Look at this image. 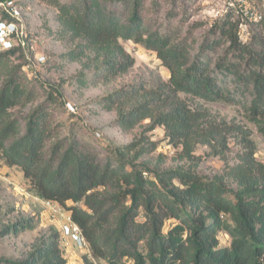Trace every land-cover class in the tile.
Returning a JSON list of instances; mask_svg holds the SVG:
<instances>
[{
  "label": "trees",
  "instance_id": "16d2710c",
  "mask_svg": "<svg viewBox=\"0 0 264 264\" xmlns=\"http://www.w3.org/2000/svg\"><path fill=\"white\" fill-rule=\"evenodd\" d=\"M147 1L49 0L57 10L61 38L75 44L63 57L86 58L83 67L90 73L81 72L78 79L98 83L134 66L135 58L122 40L143 44L169 70L168 81L152 89L141 83L121 87L100 104L118 110L116 123L124 130L146 119L151 129L163 126L169 140L182 145L190 159L197 158L199 144L224 156L228 136L236 131L242 144L237 160L213 177L182 166L154 172L136 164L149 148L129 157L135 143L104 154L76 137L51 142L58 134L52 93L25 119L14 114L35 97L25 84L24 65L11 61L17 52L25 56L24 49L16 47L0 53L4 162L21 169L36 196L66 209L96 259L109 264H264V162L256 157V143L243 126L210 121L193 103L231 102V86L220 76L232 79L252 96L247 118L264 137V34L246 42L240 21H231L228 13L196 48L176 28L155 24L154 13L161 7ZM24 2L18 0L19 5ZM0 19L12 17L0 7ZM149 171L154 176L147 175ZM170 219L176 222L167 227ZM33 228L31 222L20 221L5 232ZM221 232L229 235L230 245H220ZM60 243L55 231L27 259L8 262L66 264Z\"/></svg>",
  "mask_w": 264,
  "mask_h": 264
},
{
  "label": "rangeland",
  "instance_id": "374dc122",
  "mask_svg": "<svg viewBox=\"0 0 264 264\" xmlns=\"http://www.w3.org/2000/svg\"><path fill=\"white\" fill-rule=\"evenodd\" d=\"M153 1L161 7L157 15L154 13L155 24L176 28V33L181 37L188 36L196 48L212 35L211 29L229 17L228 13L231 14V21H240V31L246 42H251L256 34H264V0H246L238 9H228L227 0H148L147 5H153ZM19 11V25L31 46L25 49V56L17 52L11 61L24 65L22 71L27 73L25 84L28 89L34 90L35 97L26 106L16 107L14 114L25 119L31 109L46 101L52 93L55 101L51 106L53 125L57 126L58 134L51 142L76 137L86 145L103 150L104 154H110L115 147L135 143L136 149L129 157L134 151L149 148L147 153L136 159V164L154 172L182 166L213 177L223 173L227 165L237 160L242 144L241 135L236 131L228 136L224 156L213 154L209 145L199 144L194 151L197 158L190 159L183 152L182 145L169 140L163 126L151 129V120L146 119L134 128L124 130L116 123L118 110H107L100 104L104 96L121 87L141 83L152 89L168 81L169 70L157 54L143 44L122 40L135 58L134 66L116 78L98 83L89 80L84 84L79 81L78 75L81 72L90 73L83 67L86 58L73 61L63 57L75 44L61 38L55 6L49 0H25ZM41 55L46 56L45 62L38 61ZM220 78L231 86V102L196 99L193 103L206 112L210 121L243 126L256 143L257 159L264 162V137L256 124L247 118L246 107L252 96L232 79L230 82L222 75ZM154 144L156 146L152 148ZM147 175L154 176L150 171ZM231 186L235 184L231 183ZM67 215L64 208L59 215H54L45 201L28 188L21 169L5 164L0 151V264L27 259L55 231L59 233L66 264H109L94 258L89 246H80L64 236L61 227ZM20 221H29L34 228L18 233L5 232L7 227ZM175 222L174 219L168 220L167 227ZM219 237L221 246L230 245L228 234L221 232Z\"/></svg>",
  "mask_w": 264,
  "mask_h": 264
},
{
  "label": "built area",
  "instance_id": "2783aa9c",
  "mask_svg": "<svg viewBox=\"0 0 264 264\" xmlns=\"http://www.w3.org/2000/svg\"><path fill=\"white\" fill-rule=\"evenodd\" d=\"M244 3H246V0L226 1L228 9H238ZM20 6L18 0H0V7L12 17V20L0 19V53L16 47H21L25 50L31 46V43L24 38L18 22ZM24 52H26V50ZM38 61L45 62L46 56H39ZM45 203L54 215H59L61 213V207L58 204L51 201H45ZM61 228L64 236L73 239L79 243L80 246L88 247V243L80 227L71 219L69 214L63 221Z\"/></svg>",
  "mask_w": 264,
  "mask_h": 264
}]
</instances>
